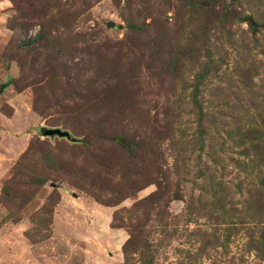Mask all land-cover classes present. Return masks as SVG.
<instances>
[{"label":"rangeland","instance_id":"374dc122","mask_svg":"<svg viewBox=\"0 0 264 264\" xmlns=\"http://www.w3.org/2000/svg\"><path fill=\"white\" fill-rule=\"evenodd\" d=\"M262 235L264 0H0V264H264Z\"/></svg>","mask_w":264,"mask_h":264},{"label":"water","instance_id":"95a60500","mask_svg":"<svg viewBox=\"0 0 264 264\" xmlns=\"http://www.w3.org/2000/svg\"><path fill=\"white\" fill-rule=\"evenodd\" d=\"M107 28L113 27V23L108 22L106 23ZM40 135L43 137H58V138H68V135L66 132L59 131L58 129H41Z\"/></svg>","mask_w":264,"mask_h":264},{"label":"trees","instance_id":"16d2710c","mask_svg":"<svg viewBox=\"0 0 264 264\" xmlns=\"http://www.w3.org/2000/svg\"><path fill=\"white\" fill-rule=\"evenodd\" d=\"M264 235H262V237H263Z\"/></svg>","mask_w":264,"mask_h":264}]
</instances>
